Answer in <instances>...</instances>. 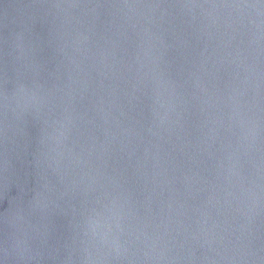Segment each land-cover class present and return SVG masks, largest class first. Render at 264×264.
I'll use <instances>...</instances> for the list:
<instances>
[{
	"label": "water",
	"instance_id": "obj_1",
	"mask_svg": "<svg viewBox=\"0 0 264 264\" xmlns=\"http://www.w3.org/2000/svg\"><path fill=\"white\" fill-rule=\"evenodd\" d=\"M0 264H264V0H0Z\"/></svg>",
	"mask_w": 264,
	"mask_h": 264
}]
</instances>
